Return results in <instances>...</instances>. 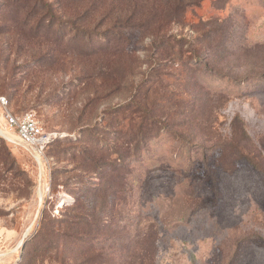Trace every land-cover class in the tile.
Listing matches in <instances>:
<instances>
[{
	"label": "rangeland",
	"instance_id": "rangeland-1",
	"mask_svg": "<svg viewBox=\"0 0 264 264\" xmlns=\"http://www.w3.org/2000/svg\"><path fill=\"white\" fill-rule=\"evenodd\" d=\"M0 94V264H264V0H0Z\"/></svg>",
	"mask_w": 264,
	"mask_h": 264
},
{
	"label": "built area",
	"instance_id": "built-area-1",
	"mask_svg": "<svg viewBox=\"0 0 264 264\" xmlns=\"http://www.w3.org/2000/svg\"><path fill=\"white\" fill-rule=\"evenodd\" d=\"M0 134L8 141L23 147L38 166L46 165L48 146L63 135L43 129L31 112L15 114L8 106V100L0 94ZM42 174H39L41 180Z\"/></svg>",
	"mask_w": 264,
	"mask_h": 264
},
{
	"label": "trees",
	"instance_id": "trees-1",
	"mask_svg": "<svg viewBox=\"0 0 264 264\" xmlns=\"http://www.w3.org/2000/svg\"><path fill=\"white\" fill-rule=\"evenodd\" d=\"M54 142V141H53ZM74 207H78V202L77 199L75 198L74 201L72 202V204ZM77 205V206H76Z\"/></svg>",
	"mask_w": 264,
	"mask_h": 264
}]
</instances>
